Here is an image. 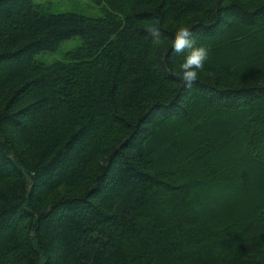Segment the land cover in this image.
<instances>
[{
	"label": "trees",
	"instance_id": "obj_1",
	"mask_svg": "<svg viewBox=\"0 0 264 264\" xmlns=\"http://www.w3.org/2000/svg\"><path fill=\"white\" fill-rule=\"evenodd\" d=\"M89 1L0 0V264H264V0Z\"/></svg>",
	"mask_w": 264,
	"mask_h": 264
},
{
	"label": "clouds",
	"instance_id": "obj_2",
	"mask_svg": "<svg viewBox=\"0 0 264 264\" xmlns=\"http://www.w3.org/2000/svg\"><path fill=\"white\" fill-rule=\"evenodd\" d=\"M158 24L159 20L146 26V31L156 44L162 43ZM172 52L175 54L186 53L183 61L178 66V70L173 74L184 82L185 87L191 88L197 81L200 72L205 70V62L209 57L208 49L202 45L197 46L190 28L181 25L175 31Z\"/></svg>",
	"mask_w": 264,
	"mask_h": 264
},
{
	"label": "rangeland",
	"instance_id": "obj_3",
	"mask_svg": "<svg viewBox=\"0 0 264 264\" xmlns=\"http://www.w3.org/2000/svg\"><path fill=\"white\" fill-rule=\"evenodd\" d=\"M39 1L51 2L55 7V11H64V10H69V9H75L79 12H83V13L90 14V15L98 13V10L95 8V6L89 0H39ZM72 41L78 42V39L70 40V43H67L64 45L65 49L73 47ZM61 55H62V51L55 52L53 55H45V61L48 63H51V61H53L56 58L61 57Z\"/></svg>",
	"mask_w": 264,
	"mask_h": 264
}]
</instances>
